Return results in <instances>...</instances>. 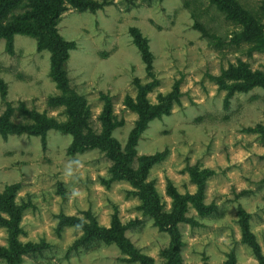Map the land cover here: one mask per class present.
<instances>
[{"label": "rangeland", "instance_id": "obj_1", "mask_svg": "<svg viewBox=\"0 0 264 264\" xmlns=\"http://www.w3.org/2000/svg\"><path fill=\"white\" fill-rule=\"evenodd\" d=\"M112 1L95 12L69 7L57 24L59 34L76 44L64 70L69 87L85 99L87 128L94 135L101 134L104 102L100 93L111 96L112 112L123 120L111 135L124 148L138 117L124 98H136L134 78L143 84L152 79L130 34V27H138L148 39L152 73L158 80V86L147 93L148 100L157 102V96L170 91L176 80L184 94L169 115L148 123L130 168L136 171L140 156L167 147L166 159L153 165L144 181L158 194L161 211L174 217L176 207L169 188L194 196L199 179L205 183L199 204L219 208L215 214L201 215L191 199L185 208L181 206L184 217L201 224L177 222L181 264H224L232 250L236 264H258L252 249L241 242L237 204L252 214L250 228L264 255V139L260 133L244 130L264 126V89L236 92L224 107L225 92L210 76L220 75L239 61L264 73V48L255 49L253 41L217 45L242 33L244 26L228 19L226 11L211 0ZM234 2L258 26H264V0ZM195 24L213 37H203ZM49 56L48 50L36 48V38L29 35H15L12 54L0 40V79L6 85L5 99L14 108L24 101L28 109L62 123L68 118L65 107L49 106L51 97L62 94L49 77ZM4 109L0 96V114ZM12 120L29 121L18 111ZM71 140V134L53 129L47 132L45 149L38 136L0 137V193L19 184L14 202L23 206L16 232L0 222V247H10L11 238L23 246L42 242L50 246L42 256L21 254L15 264H139L122 260L126 255L114 242H90L65 256L82 229L63 223L62 217L85 222L91 217L108 228L116 212L122 225L140 221L124 232L138 251L153 257L156 264H166L162 251L169 245V233L159 230L143 212L138 188L126 180H110L113 161L99 148L68 154ZM1 218L11 220L2 210ZM0 264L7 262L0 258Z\"/></svg>", "mask_w": 264, "mask_h": 264}, {"label": "trees", "instance_id": "obj_2", "mask_svg": "<svg viewBox=\"0 0 264 264\" xmlns=\"http://www.w3.org/2000/svg\"><path fill=\"white\" fill-rule=\"evenodd\" d=\"M219 9L226 11L228 19L240 23L244 26V31L233 38H227L222 42H217L219 46H231L240 41L255 42L257 49L264 48V26H258L246 11L240 8L234 0H211ZM112 0H0V40H4L6 52H14V38L16 34L29 35L36 38V48L48 50L49 56V77L55 82L61 95L51 97L49 106L52 108L63 105L68 118L65 122H58L53 117H48L45 113H39L35 109H28L24 101H19L16 108L6 101V85L0 79V96L5 102V109L0 114V137L6 139L9 135H34L40 138L43 149L46 148V136L50 129L60 131L62 134L69 133L72 140L67 147V153L73 155L92 148H99L106 152L112 159L113 164L109 168L110 180H126L139 190V196L142 201L141 208L143 212L153 219L154 225L159 230L167 231L170 236L169 245L162 251L166 258V264H181L180 246L181 234L177 227V222L183 221L192 225H201L188 217H184L185 203L188 199L194 202L201 215L216 213L219 208L216 205H201L200 200L204 196V180H198V192L196 195H180L171 187L169 192L174 199L176 207L175 215H166L161 211L158 194L149 187L144 181L150 168L166 159L169 150L165 147L152 155H142L138 158L139 166L135 171L130 168L136 156V145L148 123L153 119H160L164 115H169L173 106L179 105L183 92L179 90L180 80H176L170 91L166 94H159L157 102L151 103L146 97L147 93L158 86V80L152 73L153 56L149 49L148 39L143 36L138 27L129 28L134 45L139 50L144 68L151 81L141 83L134 78L133 85L136 88V98L129 95L124 98V104L132 111L136 112L138 117L134 126L128 134L124 148L112 134V130L123 124V120L116 119L112 112L111 96L100 93L104 102L103 111L100 115L101 134L94 135L87 128L88 112L85 99L69 87L68 79L64 70V64L69 57V51L74 49L76 44L72 40L64 39L58 32L57 24L61 14L73 7L78 11L95 12L111 5ZM194 27L201 31L203 37H213L201 25L195 24ZM255 48V49H256ZM221 90H224L223 106L228 107L230 99L236 92H246L254 87L264 89V73L260 70H251L249 65L239 61L237 65H230L226 70H222L218 76H210ZM15 111H18L22 117L28 119L26 123H16L12 120ZM247 133H260L264 139V126L258 125L256 128H245ZM264 182V176L261 180ZM110 182V181H107ZM19 184L7 186L0 193V210L9 214L11 220L0 219L11 229L12 233L17 230L16 222L21 216L22 205L14 202V196L19 189ZM238 224L241 231V242L247 244L253 251L258 264H264V255L261 252L259 244L250 228V219L252 214L245 211L240 203L237 204ZM62 222L74 223L80 229L82 234L66 250L65 256L68 257L72 252L79 251L80 246H87L90 242L102 241L105 243L114 242L120 251L126 255L122 260L139 264H156L154 258L142 254L133 245L131 240L125 235V229L139 223V220H133L122 225L117 213L112 215L111 224L108 228L98 225L94 218L90 217L89 222L79 220L75 217H62ZM13 237V235H12ZM10 247H0V258H4L7 264H15L21 254L31 252L37 256L44 254V249L50 247L42 242L38 245L23 246L16 239L11 238ZM233 250L230 252L227 261L224 264H236Z\"/></svg>", "mask_w": 264, "mask_h": 264}]
</instances>
